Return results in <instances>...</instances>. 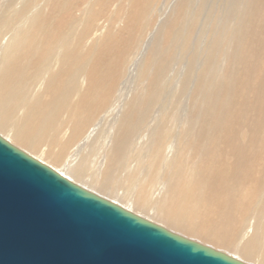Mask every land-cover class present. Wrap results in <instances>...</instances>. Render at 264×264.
Here are the masks:
<instances>
[{
  "label": "bare ground",
  "instance_id": "obj_1",
  "mask_svg": "<svg viewBox=\"0 0 264 264\" xmlns=\"http://www.w3.org/2000/svg\"><path fill=\"white\" fill-rule=\"evenodd\" d=\"M166 1L0 0V136L128 212L264 264V0L167 14Z\"/></svg>",
  "mask_w": 264,
  "mask_h": 264
},
{
  "label": "water",
  "instance_id": "obj_2",
  "mask_svg": "<svg viewBox=\"0 0 264 264\" xmlns=\"http://www.w3.org/2000/svg\"><path fill=\"white\" fill-rule=\"evenodd\" d=\"M0 264H244L89 192L0 136Z\"/></svg>",
  "mask_w": 264,
  "mask_h": 264
},
{
  "label": "rangeland",
  "instance_id": "obj_3",
  "mask_svg": "<svg viewBox=\"0 0 264 264\" xmlns=\"http://www.w3.org/2000/svg\"><path fill=\"white\" fill-rule=\"evenodd\" d=\"M177 0H167L166 2H165V5H164V8H166L165 6H167V10L166 9H164L163 8V12H166V14L168 13V9H170V6L172 7V5H174L175 4V2H176ZM195 2H199V1H202V0H194ZM209 3H217V1H218V5H220V7H222L223 6V4L225 3V2H227L226 0H224V1H222V0H207ZM230 1V0H229ZM168 2V3H167ZM169 4H170V6H169ZM169 6V7H168ZM223 7H225V6H223ZM134 69L135 68H133V69H131L132 71L130 72V76L128 77V81H127V83H126V85H125V89H124V93H123V99H122V101L121 102H128L130 99H131V97H132V95L134 94V92H135V89H136V71H134ZM185 73V72H184ZM183 76H184V74H183ZM133 79V80H132ZM181 80H182V78H180ZM135 80V81H134ZM126 96V97H125ZM16 147V146H15ZM82 180H84V181H87V178L86 177H84V178H81ZM89 183V182H88ZM88 186H91L90 184H88ZM121 201V200H120ZM137 216H139V215H137ZM141 218H143L142 216H140ZM144 219H146V218H144ZM147 220V219H146ZM154 224H156L155 222H153ZM158 225V224H157ZM160 226V225H159ZM166 229V228H165Z\"/></svg>",
  "mask_w": 264,
  "mask_h": 264
}]
</instances>
